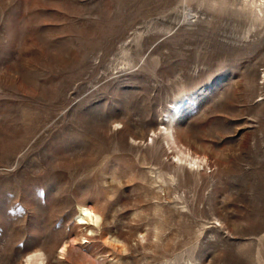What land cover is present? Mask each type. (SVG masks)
Listing matches in <instances>:
<instances>
[{"label": "rangeland", "instance_id": "374dc122", "mask_svg": "<svg viewBox=\"0 0 264 264\" xmlns=\"http://www.w3.org/2000/svg\"><path fill=\"white\" fill-rule=\"evenodd\" d=\"M0 264H264V0H0Z\"/></svg>", "mask_w": 264, "mask_h": 264}, {"label": "bare ground", "instance_id": "6f19581e", "mask_svg": "<svg viewBox=\"0 0 264 264\" xmlns=\"http://www.w3.org/2000/svg\"><path fill=\"white\" fill-rule=\"evenodd\" d=\"M178 106H179V105H176V106H174V107H176V108H177Z\"/></svg>", "mask_w": 264, "mask_h": 264}]
</instances>
